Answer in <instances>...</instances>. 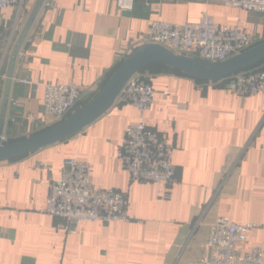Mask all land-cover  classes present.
I'll return each instance as SVG.
<instances>
[{
    "label": "crops",
    "instance_id": "crops-1",
    "mask_svg": "<svg viewBox=\"0 0 264 264\" xmlns=\"http://www.w3.org/2000/svg\"><path fill=\"white\" fill-rule=\"evenodd\" d=\"M33 5L0 10V103L11 49ZM202 13L264 41V14L219 0H135L130 12L114 0H46L18 55L3 142L53 126L42 110L43 84L74 83L83 106L127 54L151 41L152 21L194 23ZM143 74L155 91L144 114L114 106L68 140L0 163V264H195L217 218L264 227V95L240 96L221 81L176 72ZM139 122L173 148L168 188L133 181L115 159L124 129ZM67 159L89 164L93 186L121 192L133 220L64 230L45 214L49 182L60 179ZM247 245L264 249V230L250 233Z\"/></svg>",
    "mask_w": 264,
    "mask_h": 264
},
{
    "label": "built area",
    "instance_id": "built-area-1",
    "mask_svg": "<svg viewBox=\"0 0 264 264\" xmlns=\"http://www.w3.org/2000/svg\"><path fill=\"white\" fill-rule=\"evenodd\" d=\"M36 0H0V10L21 8ZM121 12H130L135 0H114ZM224 6L249 13L264 14V0H219ZM54 10L55 7L50 5ZM158 10V6L154 7ZM151 43L161 45L178 55L205 62H221L237 55L257 42L237 26L225 27L202 13L197 22L173 24L154 20L150 24ZM25 54L20 53L22 58ZM227 91L240 96L264 95V69L238 71L221 80ZM217 81V82H218ZM216 82V81H215ZM32 85L30 81H21ZM210 83V82H205ZM214 83V82H211ZM35 85H38L35 83ZM42 110L52 125L61 122L81 106L80 89L74 83L43 84ZM155 91L143 72L135 74L124 86L119 99L144 114L153 103ZM13 108L20 107L12 101ZM82 107V106H81ZM173 148L157 131L139 122L127 126L115 151V159L133 181L153 183L168 188L175 179ZM125 196L112 188H97L90 182V166L75 159L63 162L60 179L50 181L43 212L62 220L69 230L72 223H127ZM264 230L261 225L237 224L228 218H217L209 228L201 256L195 264H263L264 249L248 246L250 233Z\"/></svg>",
    "mask_w": 264,
    "mask_h": 264
},
{
    "label": "water",
    "instance_id": "water-1",
    "mask_svg": "<svg viewBox=\"0 0 264 264\" xmlns=\"http://www.w3.org/2000/svg\"><path fill=\"white\" fill-rule=\"evenodd\" d=\"M46 0H36L10 53L4 91L0 103V163L56 145L80 133L114 106L126 105L119 96L126 83L137 73L152 65L204 82H215L238 71L257 66L264 60V41L221 62H205L194 57L178 55L161 45L144 43L135 47L120 62L101 90L85 105L52 127L28 138L5 144L10 92L17 59L34 22Z\"/></svg>",
    "mask_w": 264,
    "mask_h": 264
},
{
    "label": "trees",
    "instance_id": "trees-1",
    "mask_svg": "<svg viewBox=\"0 0 264 264\" xmlns=\"http://www.w3.org/2000/svg\"><path fill=\"white\" fill-rule=\"evenodd\" d=\"M120 63H118L117 64V66L115 67V69L118 67V65H119ZM262 64V62L260 63V64H258L257 66H254V67H251V68H249V69H253V68H257V67H259L260 65ZM114 69V70H115ZM263 69H264V67H263ZM153 72V71H157V72H176V71H168V70H165L164 69V67H162L161 65H152V66H150V67H148V68H146V69H143L141 72H143V73H145V72ZM114 72V71H113ZM176 73H178V74H180L179 72H176ZM109 77L110 76H108L105 80H104V82L102 83V85H104L105 83H106V81L109 79ZM196 80V79H195ZM196 81H198L199 83H201V82H204V81H200V80H196ZM222 85H223V83H221Z\"/></svg>",
    "mask_w": 264,
    "mask_h": 264
}]
</instances>
